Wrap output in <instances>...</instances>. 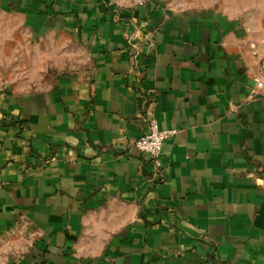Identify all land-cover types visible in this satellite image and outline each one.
<instances>
[{"label":"crops","instance_id":"0c3cea01","mask_svg":"<svg viewBox=\"0 0 264 264\" xmlns=\"http://www.w3.org/2000/svg\"><path fill=\"white\" fill-rule=\"evenodd\" d=\"M263 57L264 0H0V264H264Z\"/></svg>","mask_w":264,"mask_h":264},{"label":"built area","instance_id":"2783aa9c","mask_svg":"<svg viewBox=\"0 0 264 264\" xmlns=\"http://www.w3.org/2000/svg\"><path fill=\"white\" fill-rule=\"evenodd\" d=\"M136 4H143L146 0H128ZM255 87L258 90L264 89V57L261 59L257 74L254 76ZM176 129H160L157 120L150 122L149 129L132 142L133 146L139 151L146 153L149 159L155 162V165H162L160 154L163 143L176 133ZM159 182L162 181L161 175L157 176Z\"/></svg>","mask_w":264,"mask_h":264}]
</instances>
